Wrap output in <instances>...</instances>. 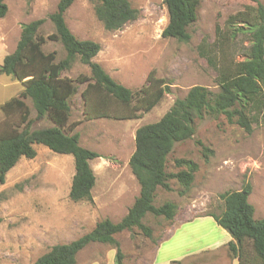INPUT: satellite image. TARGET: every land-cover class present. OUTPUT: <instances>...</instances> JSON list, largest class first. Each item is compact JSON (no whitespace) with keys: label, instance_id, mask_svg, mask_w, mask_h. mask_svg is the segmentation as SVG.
I'll return each mask as SVG.
<instances>
[{"label":"rangeland","instance_id":"rangeland-1","mask_svg":"<svg viewBox=\"0 0 264 264\" xmlns=\"http://www.w3.org/2000/svg\"><path fill=\"white\" fill-rule=\"evenodd\" d=\"M129 1L140 14L119 30L103 28L94 13L95 0H73L64 13L65 22L77 38L100 44L101 51L93 60L117 82L136 91L153 70L156 77L163 78L169 91L141 118L88 120L84 119L80 97L85 84H78L70 102L69 122L80 121L75 128L81 135L80 145L100 154L99 158L89 161L95 174L91 189L93 201L75 202L68 196L74 173L72 155L55 153L44 145L35 144L36 155L20 157L7 171L4 183H0V264H33L51 245L76 239L90 231L96 222L104 218L120 220L139 194V184L128 166L136 128L158 120L174 100L184 97L193 85L218 91L222 79L232 77L237 65L248 56L249 35L238 29L249 27L245 17L251 14L245 9L252 3L248 0H200L197 19L188 28L190 39L187 42L161 36L168 20L163 0ZM4 2L7 12L0 18V64L3 57L14 50L24 23L44 18L37 33L46 36L54 31L48 15L55 10L58 0ZM41 47L45 52L54 50L56 60L65 55L58 41L46 40ZM79 74L89 75L90 70L76 59L61 76L75 80ZM260 85L259 104L263 105L251 116V132L227 122L222 115L204 114L195 120L193 137L174 144L168 156V170L177 169L174 158H187L198 164L185 194L178 193L180 186L174 179L170 180V191L160 187L156 190L155 205L167 200L177 204L174 222L199 214H219L223 209L219 193L240 189L247 182L251 185L248 201L254 207V218L264 217V82ZM21 89L19 81L0 74V105L17 96ZM25 101L30 108L32 129L52 124L47 117L36 118L31 101ZM4 121L5 115L0 109V126ZM10 121L17 123L18 118L14 116ZM200 144L212 151L206 158ZM143 221L152 229V239L137 228L114 235L124 254L122 264H155L154 250L171 226L151 214ZM211 225L214 226L209 219L202 224L208 230L206 238L218 235ZM176 239V236L171 237L165 247ZM246 248L250 251L248 246ZM213 252L190 254L183 262L204 264L205 256ZM226 253L230 256L228 250ZM76 264H115V248L107 243H88L77 253Z\"/></svg>","mask_w":264,"mask_h":264},{"label":"trees","instance_id":"trees-1","mask_svg":"<svg viewBox=\"0 0 264 264\" xmlns=\"http://www.w3.org/2000/svg\"><path fill=\"white\" fill-rule=\"evenodd\" d=\"M248 1L252 3L245 9L251 14L245 17L249 27L238 29L249 35V52L247 58L237 65L234 75L224 77L216 92L203 85L191 86L185 96L176 98L158 120L136 128L134 150L129 156L128 166L139 184V194L126 213L116 222L104 218L76 239L51 245L33 264H76L77 253L91 242L113 246L115 264H122L124 254L114 236L116 233L137 228L152 239V229L143 221L148 214L163 218L167 226L173 223L177 204L167 200L155 205L154 199L158 187L166 191L172 189V179L179 184L180 195L189 190L198 164L191 159L174 158L177 169L170 171L168 156L176 142L193 137L195 120L204 114L222 115L227 122L236 123L244 131L251 132V116L263 105L259 104V96L260 83L264 82V3ZM72 2L58 0L55 10L48 15L54 31L46 36L37 33L44 18L24 23L14 50L6 54L0 64V74L12 76L22 86L17 96L0 105L5 115L0 126V183H4L7 171L20 157L33 158L36 155L34 145L41 144L55 153L72 155L74 173L68 196L75 202H92L95 174L89 161L100 157V154L80 145L79 133L75 130L80 121L69 122L70 102L78 84H85L80 97L84 119L88 120L141 118L159 103L169 91V86L163 78L156 77L153 70L136 91L117 82L99 62L93 60L100 51V44L91 39H79L68 28L64 13ZM163 3L168 20L161 36L187 42L190 39L188 28L197 19L200 0H163ZM6 12L7 5L0 0V18ZM94 13L105 30L115 31L137 19L140 11L129 0H95ZM46 40L60 42L65 55L56 60L54 50L43 51L41 46ZM76 59L89 67L90 74H79L75 80L61 76L62 71L69 69ZM25 99L31 101L36 118L47 117L52 124L32 129L30 108ZM14 116L18 118L17 123L10 121ZM200 145L205 158L212 153L209 147ZM250 192L251 185L247 182L240 189L219 193L222 211L206 215L212 216L231 235L226 248L238 264H264V217L254 218V207L248 201Z\"/></svg>","mask_w":264,"mask_h":264},{"label":"crops","instance_id":"crops-1","mask_svg":"<svg viewBox=\"0 0 264 264\" xmlns=\"http://www.w3.org/2000/svg\"><path fill=\"white\" fill-rule=\"evenodd\" d=\"M76 131L79 133L78 130ZM79 142H81L80 134ZM205 219L212 221L214 226L211 225L210 227L212 230H216L218 234L217 236H208L206 238L205 235L207 234L208 230L206 231V228L202 226ZM186 225H189V227L185 228ZM170 226L171 227L169 228L168 235L158 242V245L154 250L153 261L155 260V264H189L183 262V258L190 254L196 255L198 253L207 251L214 252L211 255L209 254L205 256L204 264L210 262L216 264H238L236 258L228 256L226 253V243L232 239L231 235L225 229L220 227L212 216L199 214L189 219L176 220L175 222L173 221ZM200 229L203 230L200 231ZM178 231L180 232L179 234H177ZM187 232L189 233L187 234ZM174 236L177 237L176 241L170 246L165 247V242ZM160 251L162 252L158 254ZM174 260L180 261V263H172Z\"/></svg>","mask_w":264,"mask_h":264}]
</instances>
